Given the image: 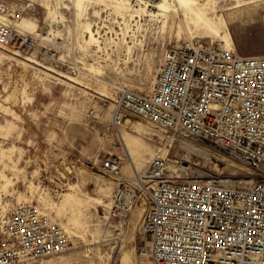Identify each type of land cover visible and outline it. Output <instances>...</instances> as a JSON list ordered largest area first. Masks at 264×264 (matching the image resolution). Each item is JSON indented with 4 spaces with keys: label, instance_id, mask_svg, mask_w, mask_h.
Listing matches in <instances>:
<instances>
[{
    "label": "rangeland",
    "instance_id": "rangeland-1",
    "mask_svg": "<svg viewBox=\"0 0 264 264\" xmlns=\"http://www.w3.org/2000/svg\"><path fill=\"white\" fill-rule=\"evenodd\" d=\"M248 1L215 0L207 5V13L216 21L224 15L239 54L262 55L264 0L237 7ZM50 3L65 17L59 24V36L48 32L51 17L42 0H0V16L13 14L18 21L35 20L38 30L48 32L45 35L52 41L49 47L57 51L55 58L37 64L0 49L3 203L8 202V210L17 203L38 205L68 232L67 251L29 264H157L140 251L145 240L140 231L148 205L144 191L150 185L145 181V173L153 157L162 155L170 160L169 164L176 169H169L167 177L181 182L222 176L244 185L241 182L252 180L253 173L239 158L202 140L155 128L131 113L121 133L142 174L139 179L134 175L124 144L119 153L123 156L126 179H119L103 168L105 157L118 140L119 131L112 125L113 111L123 88L151 91L163 53L172 43L189 34L223 40L185 15L184 20L170 17L164 26L162 16L154 18L143 13L130 21L127 31L121 15L104 5L93 4L88 16L100 43L84 48L82 29L74 22V9L64 7L67 3L72 5L71 1ZM95 9L100 13L95 15ZM124 38L129 44L137 43L133 59H129ZM58 59L65 60V64L57 63ZM68 62L83 67V73L71 75ZM91 64L103 68V74L98 76L104 79L98 80L91 74ZM70 76L81 81L75 83L69 80ZM105 84L109 87L107 93ZM123 183L130 190L128 193L136 197L126 220L120 223L110 217L109 208Z\"/></svg>",
    "mask_w": 264,
    "mask_h": 264
},
{
    "label": "built area",
    "instance_id": "built-area-1",
    "mask_svg": "<svg viewBox=\"0 0 264 264\" xmlns=\"http://www.w3.org/2000/svg\"><path fill=\"white\" fill-rule=\"evenodd\" d=\"M123 1L151 9L156 0ZM20 22L13 14L0 16V44L33 63L55 58L57 51L45 35L49 31H29ZM67 64L71 75L83 73V67ZM131 113L155 128L239 158L253 173L249 185L222 176L181 182L167 177L170 160L153 157L145 173L150 185L144 191L148 205L141 253L157 264H264V54L241 55L200 36L172 43L150 92L120 91L113 127L118 129ZM117 135L103 168L126 179L119 153L124 141ZM122 185L109 208L120 223L136 197ZM2 189L0 180V196ZM69 242L66 229L42 207L23 202L8 210L0 200V264L45 260L67 251Z\"/></svg>",
    "mask_w": 264,
    "mask_h": 264
},
{
    "label": "bare ground",
    "instance_id": "bare-ground-1",
    "mask_svg": "<svg viewBox=\"0 0 264 264\" xmlns=\"http://www.w3.org/2000/svg\"><path fill=\"white\" fill-rule=\"evenodd\" d=\"M72 5H69L68 3L64 6L65 8H73L74 15L76 18L74 19L75 25H79L81 27L80 36L82 38L81 40V46L84 48H88L91 45H98L100 43L99 37L96 36L95 30L93 29L92 22L89 20V8L90 5L95 4L97 5H104L108 9H111L114 13L117 15H121L124 20L126 21V29L131 28L130 21L135 20L138 16H142L143 13L146 15H151L154 18H158L160 16L163 17L164 26H166L169 23L170 17H178L182 20H184L183 15L191 18L193 21H195L197 24H204V27L213 35L217 36L223 41L217 40L218 42H221L225 44L228 48L236 49L237 50V44L235 41V38L229 29V26L227 24V21L224 17V15L219 16V20L216 21L212 17H210L207 13V5L209 3H214L215 0H206L205 3H202L201 0H156L154 3H152V8H134L133 6L129 5L127 2L123 0H70ZM261 0H249L248 2L244 4H240L237 7H241L244 5H248L251 3H256ZM43 5L47 9L48 16L51 17L50 23V34H53L54 36H59L62 34V30L60 29V22L65 21V17L63 16V13L60 11H57L54 6L50 3V0H42ZM151 5V4H149ZM59 7V6H58ZM99 10L95 9L94 14H99ZM4 17V16H3ZM86 20V21H83ZM123 21V22H125ZM20 24L24 26L25 29L29 31H36L38 28V24L35 20L24 18ZM163 29V28H162ZM88 34L89 37H86ZM126 34V33H125ZM135 35V34H134ZM200 37H204L200 34H198ZM189 36H194V34H189ZM86 37V38H85ZM214 41V40H213ZM124 42L127 44V53L129 55V59H133L134 55L133 52L137 46V43L129 44V41ZM140 43V42H139ZM99 46V45H98ZM142 46V45H141ZM0 49H3L4 51H7V49L0 44ZM90 72L92 75H94L98 80L104 79L103 77H99L98 75L103 74V68L101 66H94L91 64L90 66ZM69 80L78 83L81 80L74 77H68ZM104 83H108L107 81ZM109 91V87L107 84L104 85V93H107ZM119 126L118 130L121 134V137L124 141V138L121 133V127L124 125ZM125 144V141H124ZM126 151L128 153L127 146L125 144ZM130 157V165L134 171V175L139 179L140 171L136 168L134 161L132 160L130 154L128 153ZM176 166L170 164L169 169L175 170ZM0 180L3 183V189L2 194L0 196V200L2 201L3 207H8V202L5 204L3 203V191H4V181L0 177ZM244 185H249L252 183L251 179L244 180ZM92 198V197H90ZM94 198V197H93ZM95 199V198H94ZM97 200V199H96ZM108 206H110V203H108Z\"/></svg>",
    "mask_w": 264,
    "mask_h": 264
}]
</instances>
